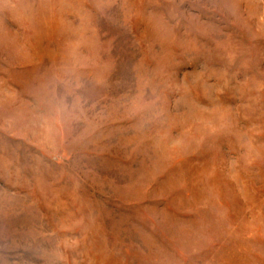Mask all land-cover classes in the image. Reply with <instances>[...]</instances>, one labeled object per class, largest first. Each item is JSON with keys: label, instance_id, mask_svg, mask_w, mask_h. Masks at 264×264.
<instances>
[{"label": "rangeland", "instance_id": "1", "mask_svg": "<svg viewBox=\"0 0 264 264\" xmlns=\"http://www.w3.org/2000/svg\"><path fill=\"white\" fill-rule=\"evenodd\" d=\"M0 264H264V0H0Z\"/></svg>", "mask_w": 264, "mask_h": 264}]
</instances>
